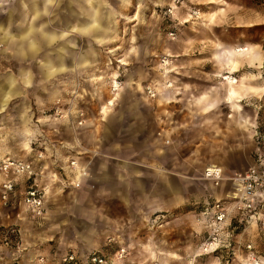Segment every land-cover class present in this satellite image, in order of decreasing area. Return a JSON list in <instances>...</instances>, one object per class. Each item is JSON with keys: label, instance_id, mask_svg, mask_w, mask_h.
Returning a JSON list of instances; mask_svg holds the SVG:
<instances>
[{"label": "rangeland", "instance_id": "obj_1", "mask_svg": "<svg viewBox=\"0 0 264 264\" xmlns=\"http://www.w3.org/2000/svg\"><path fill=\"white\" fill-rule=\"evenodd\" d=\"M210 1L182 4L198 10L230 2L244 7L248 2ZM171 2L0 0V141L8 155L33 159L43 170L38 182L47 187L49 203L43 216H34L19 202L0 207V264H15L18 259L32 264L39 254L60 258L70 248L82 253L98 249L110 264H254L252 252L264 264V195L257 198L254 209H234L220 225L211 207L235 190L229 177L256 161V145L264 138V92L244 99L227 95L246 127L231 123L235 117H228L226 104L199 115L180 100L182 109L165 111L174 108L170 104L175 98L165 96L166 102L160 98L159 81L173 64L168 54L159 53V45L175 38L169 31L177 35L178 19L165 13ZM249 4L263 12V22L252 33L257 39L261 36L258 54L264 55V0ZM163 57L169 62L164 64ZM261 69L257 91H264V62L258 66ZM223 77L238 82L232 75ZM148 78L152 82L147 83ZM113 80L116 85L122 81L119 93L113 90ZM125 85L131 91L119 97ZM210 98L204 94L195 101ZM69 107L75 122L76 110H85V124L69 123ZM161 117L171 121L162 123ZM197 120L201 124L193 125ZM174 124L180 126L172 128ZM148 127L154 131L149 139L144 136ZM82 135L87 146L101 137L108 152L113 143L119 150L128 149L135 172L130 177L139 188L116 195L108 187L99 190L94 181L82 188L65 187L64 178L72 173L64 168L61 145L70 136ZM175 144L180 166H174L173 153L158 150ZM148 148L150 158L163 156L166 163L142 159ZM233 156L241 161L236 172L228 168L234 166ZM94 161L96 166L99 161ZM210 162L228 174L219 184L204 175L207 167H217ZM171 167L177 173H170ZM149 184L157 187L147 193L143 185ZM159 199L164 205H153ZM11 226L17 230L12 232Z\"/></svg>", "mask_w": 264, "mask_h": 264}, {"label": "crops", "instance_id": "obj_2", "mask_svg": "<svg viewBox=\"0 0 264 264\" xmlns=\"http://www.w3.org/2000/svg\"><path fill=\"white\" fill-rule=\"evenodd\" d=\"M247 1L244 7L235 6V3L233 4L230 2V6H221L216 9L199 8L197 13H193L194 5L185 8L183 4H181L174 11L173 15L178 19V21L175 22L177 35L174 39L165 40L159 45V53L168 54L173 64V69L167 71L170 73L163 76L159 81L158 89L160 98L162 97L161 99H164L165 96L175 98V103L170 104V106L174 108L168 109L166 107L164 108L165 111L175 112L187 106L190 110L197 112L199 115H203L215 111V109L222 104H226L229 108L228 117H235V120L231 123L239 128L245 126L243 115H241L239 111H234L231 103L227 102L226 99L229 94H231V96L234 94L243 95L244 99L246 96H256L264 92L263 90L257 91V86L260 85L258 82L262 80V69L258 70V66L264 62L263 53L262 55L258 54L259 51L262 52L261 36L257 39L256 33H252V30H255L256 27L263 22V12L261 8H256L249 4V0ZM207 2L212 1L207 0ZM246 46L250 48L252 54H248V51H246L248 48ZM248 67H251L252 70L248 71ZM225 75L236 77L238 82L236 79L230 81V79L224 78L223 76ZM242 79H244L243 83H241ZM146 81L147 83L152 82L151 78H148ZM168 81H171L172 84H169ZM247 81H250V85ZM232 84H234L236 91H230ZM127 91L129 92L131 90L125 85L119 97H121V94H126ZM204 94H208L211 98L204 102L196 103L195 99L204 96ZM142 97L146 98L144 95ZM243 99L241 100L242 103ZM126 100L127 98L125 97V101ZM180 100L184 102L183 107H180V103H177ZM164 101L166 102L165 99ZM134 103L135 102H132V105H134ZM243 105V112L246 114V104L243 103ZM145 116L146 115L143 116L144 119H146ZM209 120H211V118H209ZM144 121H146L145 124L149 125V121ZM161 121L162 123H167L171 120H168V117H161ZM174 121L176 122V120ZM201 122L202 121L197 120L193 125H199ZM163 125L160 124V126ZM179 126L180 124L171 125L172 128H178ZM165 127L167 126H164V129H166L165 132H168V128ZM111 128H114V134L117 133L116 127H113V123ZM153 134L154 131H152L151 127H148V129L145 130L144 136L149 139ZM110 137H113V133H111ZM96 140L97 142H95L93 146H87L84 135L77 137L70 136L64 139L61 145L65 163L67 159L72 156L80 159L82 163L91 160L89 164L90 175L83 178L81 188L90 184L92 181H94V183L99 182L101 187L99 190L104 191L105 188L107 189L108 187L109 191L116 195L123 192H126L128 195L133 189L139 188V185L134 183V180L130 177L135 172L133 168L134 162L130 159L131 154H129L128 149L127 151L119 150L118 146H115L116 144L113 143L110 145V150L108 152L105 150L106 146H101L103 139L97 137ZM0 142V156L8 155L5 143L3 140ZM83 142L84 144H82ZM65 145L71 148H67ZM178 148L179 147L175 144L168 145L162 149L159 148L158 150H160V152L164 150V154L173 153L170 158L174 161V166H180L182 163H179L181 161L177 154ZM91 150L100 152L94 154ZM150 151L151 150L148 148V152L143 155L142 159H150L152 162L153 160H158L160 165L161 163H166V159L163 158V156L161 158H150ZM80 152H84L85 154ZM160 152H155V154H160ZM255 152L257 158L258 154L264 155V138L257 143ZM84 156H89V158L83 160ZM230 158L234 166H228V168L236 172V167L241 166L240 158L237 159L236 156ZM257 158L253 164L258 163ZM94 159L99 161L96 166L93 165L95 163ZM109 161L111 163H108ZM221 167L223 175L227 176L228 174H226L224 167ZM107 168L110 169L107 170ZM215 168L216 166L211 167V169ZM157 172L160 173L159 171ZM161 172L167 174V171L162 170ZM169 172L173 174L177 173L172 167L169 169ZM161 186L159 187L164 190L166 188L171 189L170 185H164L166 188H164L163 185ZM155 187H157L155 184H149L148 186L143 185V190L150 193ZM130 200L132 199L129 198V200H126L127 203H130ZM149 201L151 203L150 196L147 199V203H149ZM153 205L163 206L164 202L159 199L155 201ZM27 263L29 264V262Z\"/></svg>", "mask_w": 264, "mask_h": 264}, {"label": "built area", "instance_id": "obj_3", "mask_svg": "<svg viewBox=\"0 0 264 264\" xmlns=\"http://www.w3.org/2000/svg\"><path fill=\"white\" fill-rule=\"evenodd\" d=\"M184 0H172V2L166 7L165 13L172 15L179 4H182ZM177 6V7H176ZM193 13H197V10H193ZM169 33L175 36L173 30ZM164 64L169 62L167 57H163ZM115 80V79H114ZM113 80V90L115 93L121 87L122 81L118 80L116 85ZM148 90L152 95L156 94L154 88L148 85ZM72 108L69 107L66 118L69 123L75 127L77 125H83L86 122L85 110L78 108L77 117L78 120H72ZM169 138L166 142H169ZM67 148H71L65 145ZM94 154H98L100 151L91 150ZM39 156L43 155V152L38 153ZM258 163L251 165L245 172H238L229 177L235 183V190L232 194H228L224 200L217 199L212 205L216 221L219 225L229 216L234 209H254L256 207L257 198L264 195L262 188L264 187V155L258 154ZM91 160L86 163H82L80 159L75 156L69 157L64 163V168L67 169L72 175L64 178V186L67 188H78L83 184V178L90 175L89 164ZM215 164V163H213ZM217 165V164H215ZM43 170L37 166L33 159L18 157V156H0V207L15 205L16 203H23L27 209H29L34 216H43L47 212L48 196L47 188L44 184L38 182V175L42 174ZM204 175L217 184L220 180L225 178L223 175L222 167L217 165L215 169L206 168ZM252 214V216H254ZM10 230L15 232L16 227L11 226ZM9 231V230H8ZM7 231V232H8ZM8 240L7 236L4 237ZM250 246V245H249ZM254 264H262L263 260L252 252ZM33 259L32 264H110V260L106 253L98 249L91 250L89 252H79L74 248H70L67 252L60 256V258L49 257L48 255L39 254ZM15 264H28L22 260H16Z\"/></svg>", "mask_w": 264, "mask_h": 264}, {"label": "bare ground", "instance_id": "obj_4", "mask_svg": "<svg viewBox=\"0 0 264 264\" xmlns=\"http://www.w3.org/2000/svg\"><path fill=\"white\" fill-rule=\"evenodd\" d=\"M177 7V6H176ZM234 80V79H233Z\"/></svg>", "mask_w": 264, "mask_h": 264}]
</instances>
